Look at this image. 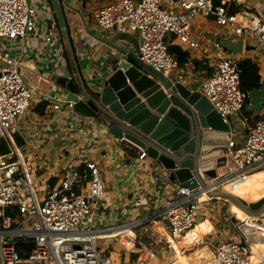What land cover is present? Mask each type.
<instances>
[{"label": "built area", "instance_id": "1", "mask_svg": "<svg viewBox=\"0 0 264 264\" xmlns=\"http://www.w3.org/2000/svg\"><path fill=\"white\" fill-rule=\"evenodd\" d=\"M42 1L48 9L49 0ZM243 1L110 0L93 12L94 24L103 33L136 36L141 42V61L166 76L180 68L178 57L170 51L171 44L188 54V60L198 53L211 63L213 73L196 90L231 126L225 181L264 169V121L248 126L242 142L236 138L237 124L232 118L243 112L251 98L249 92L241 90V70L235 58L238 54L215 40L202 42L196 35L194 18L213 19L223 32L218 37L242 43L243 52L249 47L264 50V21L241 10L233 12ZM36 14L32 0H0V264H114L110 249L101 250L97 241L122 238L127 225L92 226L98 215H105L102 209L108 187L101 168L89 161L79 164L80 156L73 154L55 186L43 180L40 199L31 177L36 168L27 165L23 146L16 139L17 134L23 137L28 113L39 95L38 88L31 86L23 74L24 51L46 49L55 60L61 59L58 38L46 22L39 24L41 19L37 20ZM5 40L25 44L19 58L10 57ZM67 105L71 109L72 105ZM243 122L249 123L247 119ZM150 160L145 151H140L134 167L156 188L159 177L164 179L168 193L157 197L161 207L155 217L173 242H182L199 225L202 191L172 185L165 172L152 166ZM20 244L34 247L22 257ZM181 254L186 255L187 248L181 249ZM251 255L245 242L227 239L216 247L208 263L250 264Z\"/></svg>", "mask_w": 264, "mask_h": 264}, {"label": "crops", "instance_id": "2", "mask_svg": "<svg viewBox=\"0 0 264 264\" xmlns=\"http://www.w3.org/2000/svg\"><path fill=\"white\" fill-rule=\"evenodd\" d=\"M56 1L63 8L64 4L71 7L72 11L66 9L67 19L71 22L70 33L59 29L50 1L49 5L47 4L49 9L46 7V10L51 11L48 19H41L39 24L46 22L53 30L58 38L61 59L55 60L46 49L38 52L37 48H34L24 51L22 62L27 82L39 90V95L34 98L28 113V125H25L22 133L26 142L23 149L34 156L32 164H35L37 174L43 175L44 180L55 186L64 166L73 159V154L80 156L77 163L94 162L101 168L108 187L102 209L105 215L99 212L102 217L99 218L98 215L99 219L94 220L92 226L104 228L109 225H127L122 238H103L97 241L101 250L110 249L114 264H211L208 262L214 258L215 249L221 241L242 240L234 226L229 223L224 202L212 203L208 198V201L200 200L204 204L201 205L199 223L209 233L198 240L188 239L183 245H175L164 224L155 217L161 207L157 197L168 193V190L165 192L164 179L159 177L157 188L153 186L149 177L136 170L139 168L134 167L135 161L130 157V153L122 157L118 143L106 135L102 126L93 119L79 118L73 114L67 107V91L58 85L57 79L60 77L76 78L79 88L83 89L82 80L79 78L80 70L90 86L92 79L100 74L101 67L109 64L107 54L110 49L103 42L120 35L116 32L100 31L94 24L93 12L110 0ZM236 10L259 16L264 21V0H244ZM74 14L79 16L77 23L73 21ZM194 29L204 43L207 39L213 41L223 34L216 24L209 23L201 33H197V26H194ZM170 39L173 40L172 37ZM117 44L122 45V42ZM19 45L20 50L12 46L9 48L11 58L17 59L22 54L25 44ZM235 58L238 61L251 59L260 69L261 81L264 80V50L249 47V50H244ZM212 67L208 60L196 53L192 60L180 66L170 77L196 90L202 80L211 76L214 71ZM55 92L63 94L61 102L55 97ZM250 94L247 107L240 115L232 118V122L237 124L236 127H241L243 138L248 126L264 121V85ZM55 107H59V110L55 111ZM244 119L249 123L245 124ZM29 133H32L31 137ZM150 163L155 168L158 167L155 161L150 160ZM218 172L224 177L228 170L225 168ZM258 172H264V169ZM255 173L245 175L241 179ZM238 182L232 181L231 184ZM229 184H223L222 190L233 194L226 190ZM203 196L206 195H200V199ZM183 248H187L186 255L180 254Z\"/></svg>", "mask_w": 264, "mask_h": 264}, {"label": "water", "instance_id": "3", "mask_svg": "<svg viewBox=\"0 0 264 264\" xmlns=\"http://www.w3.org/2000/svg\"><path fill=\"white\" fill-rule=\"evenodd\" d=\"M49 1L59 29L69 34L66 9L72 11L71 7ZM214 40L233 54L243 52L240 42ZM103 43L110 49L109 64L101 67L90 86L81 70L83 89L76 78L57 79L67 91L66 102L72 105L73 114L93 119L131 158L137 159L140 151H145L169 182L191 190L201 188L212 203L223 201L229 223L252 250L249 229L244 222L237 223L234 214L238 209L264 225V198L248 203L220 189L226 181L218 171L228 167L231 126L201 92L145 65L138 55L141 42L137 38L120 35ZM16 139L24 146L19 134ZM256 258L252 250L250 264H257Z\"/></svg>", "mask_w": 264, "mask_h": 264}, {"label": "bare ground", "instance_id": "4", "mask_svg": "<svg viewBox=\"0 0 264 264\" xmlns=\"http://www.w3.org/2000/svg\"><path fill=\"white\" fill-rule=\"evenodd\" d=\"M220 141H222L221 138H219ZM228 139V137H227ZM230 148V147H229ZM231 152V151H230ZM229 160H230V154L228 155V167H229ZM227 167V169H228ZM263 170V169H261ZM258 170V171H261ZM257 171V172H258ZM252 174V173H251ZM250 175V174H248ZM245 176V175H244ZM258 176V177H257ZM243 176H238L232 180L226 181L224 184L227 182L230 183L227 187L226 190L229 192H232L233 196H235L238 199H241L243 201H246L248 203L250 202H256L259 201V199L264 197V172H261L259 175H251L248 177H244L241 179ZM241 179V180H240ZM240 180V181H239ZM232 181H236L238 183H232ZM209 182V181H208ZM223 185V184H222ZM222 185H220V189L222 190ZM202 191L201 195H206L205 191L200 188ZM211 190H214V187L211 188ZM223 191V190H222ZM224 192V191H223ZM227 193V192H226ZM230 194V193H229ZM235 194V195H234ZM207 196V195H206ZM201 197V201L210 200L211 199L207 196ZM207 200V201H208ZM204 204V203H202ZM237 208V207H234ZM235 221L238 222H244L246 224V229L248 228L249 231L247 233V238L251 242V245L253 247V252L257 254L256 258V263L258 264H264V225H260L258 223V220L253 219L252 217L246 216L243 212H240L235 210ZM209 232L205 230L204 226L199 225L197 228L193 231H191L186 238L182 242L175 243V245H183L188 239H200L202 238L205 234H208ZM181 254V252H180ZM183 255V254H181Z\"/></svg>", "mask_w": 264, "mask_h": 264}, {"label": "rangeland", "instance_id": "5", "mask_svg": "<svg viewBox=\"0 0 264 264\" xmlns=\"http://www.w3.org/2000/svg\"><path fill=\"white\" fill-rule=\"evenodd\" d=\"M32 4H33L34 8H35L36 11H37V14H36V17H35L37 20H40V19H43V20L48 19V14H49L51 11L45 9V2H44V1H42V0H32ZM48 9H49V8H48ZM176 13H178L177 10H176ZM78 19H79V16L74 14V15H73V21L75 20V22L77 23V22H78ZM194 20H195V22H196V25H195V26L198 27V31H197V33H201L202 30L205 29V26H207L209 23L212 24V25H215V24H216L215 21H214L213 19L203 18V17H201V16H196V17L194 18ZM20 43L22 44V41H20ZM20 43L17 42V41H16L15 43H13V42H10V41L5 40V45H6L8 48H11V46H12V47H16L17 50H20V45L18 46V44H20ZM31 44H32V43H31ZM33 45H34V44H33ZM262 61L264 62V59H263ZM2 66H3V64L0 65V68H1ZM55 97L58 99L59 102H61V100H62V98H63V94H60V93H56V92H55ZM54 110H55V111L59 110V107H55ZM76 126H77V125H76ZM235 129H236V132H237V137H236V138H237L240 142H242L244 138L241 137V133H242V132H241V131H242L241 127L237 126V127H235ZM31 135H32V133H31V134L29 133V137H31ZM29 141L32 142L31 139H29ZM22 151H23V155H24V157H25V159H26V161H27V165L32 166V167L34 168V167H35V164H32V160L34 159V156H33V155H30V153L27 152V150H25V149H23ZM31 151L34 152V149H32ZM121 154H122V157H126V152L122 151ZM227 170H228V169H227ZM228 171H229V170H228ZM256 172H257V171H256ZM254 173H255V172H254ZM260 173H261V172H258V173H255V174H253V175H256V174L259 175ZM225 175H226V174H225ZM31 177H32V180H33L34 185H35V187H36V190H37V192H38V194H39L40 199H43L42 192H43V190H44V186H45V183H44L43 180L45 179V177H44L43 175H38L36 170H34V171L32 172ZM257 177H258V176H257ZM223 180H224V177H223ZM237 232H238V231H237ZM238 234H239V232H238ZM237 240H240V239H237ZM240 241L245 242L243 239L240 240Z\"/></svg>", "mask_w": 264, "mask_h": 264}, {"label": "trees", "instance_id": "6", "mask_svg": "<svg viewBox=\"0 0 264 264\" xmlns=\"http://www.w3.org/2000/svg\"><path fill=\"white\" fill-rule=\"evenodd\" d=\"M233 12H238V10L233 9ZM170 51L178 57L180 66L187 64L188 54L183 52L178 46L171 44ZM239 68L241 70V90L249 93L258 90L261 87V74L258 65L251 59H244L239 61ZM19 247V251L23 257L25 253H29L34 246L20 244Z\"/></svg>", "mask_w": 264, "mask_h": 264}]
</instances>
